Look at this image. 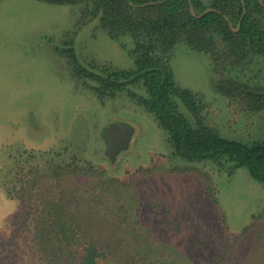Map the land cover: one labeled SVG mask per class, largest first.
Here are the masks:
<instances>
[{
	"label": "trees",
	"instance_id": "16d2710c",
	"mask_svg": "<svg viewBox=\"0 0 264 264\" xmlns=\"http://www.w3.org/2000/svg\"><path fill=\"white\" fill-rule=\"evenodd\" d=\"M43 1L79 4L83 17L98 18L108 36L127 49L134 68L122 70L86 67L69 49L70 73L102 103L126 96L144 108L162 130L170 151L155 153L149 164L126 167L120 173L93 161L86 147L72 151L69 143L60 149L20 152L0 181L6 195L18 202L0 232V264H33L35 256L40 264H250L243 241L264 244V239H249V227L234 239L228 236L213 182H206L203 195L208 209L223 224L217 232L225 226L219 242L206 249L204 243L191 240L198 234L189 228L190 240L176 243L183 222L179 219V228H168L166 217L173 212L167 193L172 185L177 191L186 174L195 172L209 179L208 173L200 172L203 165L211 166L214 174H232L244 167L264 184V140L222 137L205 122L200 94L177 84L170 60L178 45L206 54L216 90L229 101H238L242 113L264 114V93L252 92L264 88L249 83L264 71V5L244 0L246 12L234 31L228 20L237 27L242 0ZM190 3L196 14L211 10L197 17L191 14ZM250 49L254 58L244 64ZM256 57L259 67L253 70ZM175 98L183 102L193 121L179 111ZM170 176L179 178L171 177L167 188ZM38 188L45 193L33 210ZM212 213L207 216L213 226L205 231L215 229ZM156 219L166 221L163 229L149 224ZM30 223L31 242L22 247L19 239Z\"/></svg>",
	"mask_w": 264,
	"mask_h": 264
},
{
	"label": "rangeland",
	"instance_id": "374dc122",
	"mask_svg": "<svg viewBox=\"0 0 264 264\" xmlns=\"http://www.w3.org/2000/svg\"><path fill=\"white\" fill-rule=\"evenodd\" d=\"M69 49L86 67L134 68L127 49L108 36L98 18L83 17L79 4L0 0V181L14 163L13 157L24 150L60 149L66 143L72 151L86 147L93 161L116 173L126 167L147 165L155 153L170 151L162 130L144 108L126 96L108 98L102 103L70 73ZM256 60L257 57L251 65L253 70L259 67ZM170 64L177 84L200 94L205 122L222 137L243 142L264 140V114L242 113L238 101H229L216 90L206 54L178 45ZM249 83L264 88V71ZM175 101L179 111L193 121L183 102L178 98ZM116 121L129 123L134 133L129 148L112 163L106 156L101 131ZM199 168L209 174V179L195 172L186 174L177 191L171 187L170 179L179 177L168 178L167 188L173 191L167 193L173 212L166 217L168 228L177 229L179 219L183 222L181 239L174 242L189 241V228L198 234L191 240L204 243L206 249L219 242L225 226L217 232L223 224L207 207L209 202L203 195L206 182H213L218 190V205L231 239L246 227L251 229L249 239H264L260 235L264 231V184L244 167L232 174H214L207 165ZM44 193L42 188L36 190L33 210ZM17 207L18 202L0 187V232ZM208 211L213 215L215 229L205 231L213 226ZM166 221L150 220L149 224L160 230ZM31 228L32 223L19 239L22 247L31 242ZM242 246L251 255L250 264H264L263 242L243 241ZM34 259L33 264L41 263L37 256Z\"/></svg>",
	"mask_w": 264,
	"mask_h": 264
},
{
	"label": "water",
	"instance_id": "95a60500",
	"mask_svg": "<svg viewBox=\"0 0 264 264\" xmlns=\"http://www.w3.org/2000/svg\"><path fill=\"white\" fill-rule=\"evenodd\" d=\"M161 1H165V0H161ZM259 1L261 2L262 5H264V0H259ZM152 3H154V2H151V4ZM242 4H243V12H242V15L240 17V20H239L236 28L233 27V24L225 16V18L229 22V25H230L231 29L234 30V31H238L239 30L240 25H241V21H242L244 15H245V12H246L244 0H242ZM209 10H211V9L208 8L203 13L196 14L193 5L190 3V12L194 16L201 17L206 12H208ZM253 58H254V53L250 49V56L244 62V64L250 63L253 60ZM227 78L236 87H240L239 85L234 83V81L232 79H230V77L227 76ZM244 90H246V89H244ZM252 92H254V93H264V92H258V91H252ZM133 133H134V127L132 125H130L129 123H126V122H119V121L111 122V123L107 124L102 129L101 138H102V140L104 141V144H105V153H106V156L108 157V159L112 163H114L116 161L118 155L123 150H126V149L129 148L130 141H131V138L133 136Z\"/></svg>",
	"mask_w": 264,
	"mask_h": 264
}]
</instances>
